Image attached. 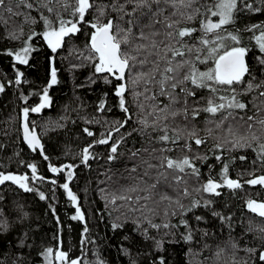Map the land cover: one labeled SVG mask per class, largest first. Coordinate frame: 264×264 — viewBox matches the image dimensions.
Returning a JSON list of instances; mask_svg holds the SVG:
<instances>
[{
    "label": "trees",
    "instance_id": "1",
    "mask_svg": "<svg viewBox=\"0 0 264 264\" xmlns=\"http://www.w3.org/2000/svg\"><path fill=\"white\" fill-rule=\"evenodd\" d=\"M30 2L34 5L31 10L22 5L17 7V0H11L13 11L21 15H11L0 8V85L4 86V91L0 92V173L26 175L29 177L27 183L34 189L25 192L10 181L0 185V223L7 222V229H0V264H46L43 253L47 248H52L53 253L62 250L68 254L69 260H78L80 264H160L161 258L164 264H264L258 260L259 252L264 251V232L261 231L264 229V218L247 207L248 200L264 203V193L259 185L245 183L253 178L250 174L256 177L264 175V163L258 159L253 148H233L226 142L231 137H227L222 129L216 130L212 136H207L205 132L207 120L218 121L226 113L213 117L201 112L190 124L182 115L175 120L171 117L168 121L161 120V124L168 123L170 126L195 125L199 135L206 138L207 142L200 146L193 142L192 152H181L179 145L157 143L156 138L162 135L160 131L148 128L143 135L139 131L141 125L138 117H147L151 122L153 117L147 115L150 106L159 104L162 107L168 104V100L158 97L156 101H146L141 97L140 101L145 105L144 111H141L129 91L125 95L133 119L119 132L114 131L116 122L124 120L126 115L121 111L119 98L115 95V88L120 81L109 77L111 83H106L104 77L108 74L96 73L94 63L87 59L90 54L87 47L88 33L92 30L87 24L79 25L81 31L66 37L63 45L52 52L42 37L46 29L40 19L41 14L55 19L59 12L68 20L74 19L72 9L65 11L53 0L48 6L54 11L48 13L46 8L40 6L47 0ZM95 2L98 5L108 4L111 0ZM245 3L262 10L250 11L245 8ZM25 14L35 19V23L26 22ZM94 16L95 9H92L86 20H92ZM109 16L115 18L117 13L110 11ZM253 26H264V3L262 0H238L235 21L227 26V30L240 37V44L235 46L247 49L245 58L249 73L245 75L244 83L234 85L239 93L238 99L247 105L246 110L237 111L236 116L237 119L243 116L245 121L248 116L256 120L264 119V96L260 95L264 92V64L260 62L264 60V53L255 39L264 31V27ZM250 28L253 30L249 31ZM200 35L196 33L197 37ZM208 39L214 37L210 35ZM225 44L233 46L234 43L226 40ZM24 47L32 49L28 53L27 64H19L14 55H8L9 52H20ZM198 66L204 71L214 64L209 60L207 64ZM53 68L56 70L57 83L48 87ZM17 72L23 73L19 85L15 83ZM249 83L253 85L251 90H247ZM45 88H48L50 104L39 113L30 111L28 123L30 128L35 127L48 160L39 151L34 152L27 146L20 127L23 109L37 106ZM211 95L207 89H198L197 99L204 98L200 100L199 106H206ZM219 95L230 96L232 93L221 91L217 93ZM101 103L104 104L102 111ZM181 106L173 105L174 108ZM229 123L236 125L237 121L229 118L224 128ZM207 127L214 128V125ZM85 129L93 135L89 136ZM110 131L112 136L109 143L98 145L96 141L105 138ZM129 132L132 134L127 135ZM113 142L119 143L117 158L109 161ZM217 143L222 148H216ZM183 144L184 140L181 139L180 145ZM88 146H91V158L85 165L81 152ZM165 146L176 149L165 153L173 158L185 154L207 157L194 161L199 168V177L188 178L189 195L178 197L183 207L168 201L148 202L155 211L142 209L134 212L129 209L136 205L120 200L112 204L110 194L119 185L136 184L138 181L133 178L144 171L141 158L147 159L148 153L141 151L133 157L132 152ZM218 155L221 156L220 160L216 159ZM241 156L245 159H240ZM29 164L37 166V176L43 177V180L32 178ZM49 165L59 168L72 165L71 181L67 178L69 169L54 174L49 170ZM138 165L136 172L129 171ZM224 165L228 166V177L239 181L242 187L230 189L224 185L217 189L219 196L204 192L202 186L209 179L223 183ZM52 180L57 183L53 185ZM117 180L118 184L114 183ZM64 183H68L76 195V204L68 199L61 187ZM165 191L177 197L173 189L166 188ZM40 192L45 194L46 199L39 198ZM193 204L196 206L193 207ZM77 207L84 216L83 220L71 218L76 215ZM146 217L153 224L160 225V228H152ZM113 224L122 227L114 229ZM164 224L169 227H163ZM189 233L192 239L187 241L184 237ZM156 240L163 241L162 249L157 248ZM249 249H255L256 254L250 253ZM52 264L58 263L52 261Z\"/></svg>",
    "mask_w": 264,
    "mask_h": 264
},
{
    "label": "snow or ice",
    "instance_id": "2",
    "mask_svg": "<svg viewBox=\"0 0 264 264\" xmlns=\"http://www.w3.org/2000/svg\"><path fill=\"white\" fill-rule=\"evenodd\" d=\"M65 11L72 9L71 15L74 19L65 20L59 12L56 13L55 19L41 14L40 19L43 20L45 31L42 32L43 40L47 43L52 52H56L65 42V38L75 35L81 31L79 25L87 24L92 30L88 33V50L87 59L94 63L96 73H106L104 77L106 83H111L109 77L114 78L120 83L115 88V95L119 98V107L124 112L125 119L117 121L114 131L119 132L124 128L128 121L133 119L130 107L127 105L126 93L131 92L133 99L137 101V107L144 111L145 105L140 101L143 97L146 101H156L158 97H165L168 104L162 107L159 104H152L151 110L147 115L152 116L150 122L147 117H138V123L141 125L139 131L145 134L148 128L153 131H160L162 135L156 138L157 143L163 145L180 146L181 152H192V143L200 146L206 143V138L199 135L195 125L189 127L191 121H195L201 112L208 113L210 116H216L219 113H226L220 120H207L205 132L207 136L222 129L227 137L226 140L233 148H253L257 152L258 159L264 163V119L256 120L253 116H248L245 121L243 116L237 119L236 112H243L247 105L238 99L239 93L234 85L244 83V77L249 73V67L245 62L247 49L240 46H228L226 40H231L234 45L240 44V37L237 34L228 32L227 26L235 21V13L238 9V0H111L108 4H96L95 0H56ZM53 0H47L41 3V7L46 8L48 13H53L54 9L48 5ZM264 3V0H262ZM24 6L31 10L34 5L30 0H17V7ZM245 8L250 11H261L259 7H253L252 4L245 3ZM0 8L5 9L11 15H21L14 12L11 6V0H0ZM95 9V16L92 20H86V16L90 14V10ZM116 12L117 16L112 18L109 12ZM127 17V20H125ZM202 17V18H201ZM211 18H218L213 20ZM2 19V18H0ZM25 20L35 23V19L25 14ZM264 27V26H253ZM252 31L253 29H248ZM201 33L199 37L196 33ZM227 33L222 35L221 33ZM35 35V33H33ZM214 39H208L209 36ZM13 38H16L13 35ZM31 39V36L29 37ZM259 49L264 53V31L255 37ZM30 47H24L20 52L8 55H14L15 60L19 64L28 63V53L31 52ZM213 61L214 66L207 70H200L198 65L207 64ZM264 64V60L260 61ZM23 75L17 72L15 83H21L20 77ZM57 83L55 68L51 71V82L48 87ZM253 85L248 84L247 90H251ZM142 89V90H139ZM207 89L212 95L207 99L206 106H199V102L203 97L197 99V90ZM4 91V86L0 85V92ZM221 91L231 92L232 95L225 96L217 93ZM264 96V92L260 93ZM191 98V104L189 103ZM220 101V102H217ZM50 104L48 96V88H45L43 95L40 97V103L31 108L23 109V140L32 151H39L45 160L48 156L44 155V146L35 131V127L29 126V112L39 113L42 109ZM181 104L180 108H174L173 105ZM104 109V104H100V110ZM182 115L189 124L181 126H170L168 123L161 124L160 121H168L171 117L175 120L177 116ZM231 118L237 121L236 125L229 123L224 128L225 121ZM251 121L252 123H248ZM243 122V123H241ZM207 125H214L207 127ZM246 125V127H245ZM258 126V127H257ZM171 127V135L169 129ZM241 128L244 130L241 131ZM89 136L93 133L85 129ZM136 131V129H134ZM129 132L127 135H131ZM150 135V134H149ZM110 131L105 138L96 143L108 144L111 139ZM123 135L121 140H123ZM184 140V144L180 145V140ZM255 145V147H253ZM91 147V146H89ZM89 147L83 150V162L91 158ZM119 143L113 142L110 148L109 161L117 158ZM216 148H222L220 143L216 144ZM171 146L161 148H144L132 152V156L136 157L141 151L148 153V158H141V163L145 166L142 175L134 177L138 182L134 185H119L115 192L111 193L110 202L115 204L117 200L124 201L129 205L130 211H141L148 209L153 212L155 209L149 207L148 202L163 203L168 201L174 202L180 207L179 196H188V178L199 177V168L195 164L197 159H206L198 154L189 156L187 154L179 157H171L165 153L175 151ZM159 152L160 155H156ZM217 160L221 156H216ZM240 159H245L241 156ZM152 161H156L153 163ZM32 178L43 180V177L37 176V166L29 164ZM72 165H65L63 168L49 165V170L58 174L69 169L67 178L71 181L73 172ZM137 167L131 168L130 172H136ZM190 170V171H189ZM154 173V174H153ZM228 166L224 165L222 173V182L218 183L209 179L202 188L203 191L216 196L220 195L217 189L226 185L230 189H240L241 183L228 177ZM252 179L245 183L255 186H264V175L256 177L254 174ZM109 180L112 177H108ZM121 179H127L121 177ZM29 177L26 175L4 174L0 173V185L5 182H11L18 185L25 192H31L34 189L29 186L27 181ZM51 183L55 185L56 180ZM118 184V180L114 181ZM143 185V187H141ZM67 193L68 199L76 204L77 197L69 188L68 183L61 185ZM171 188L177 193L174 198L165 191ZM197 191L199 189H196ZM106 191V190H104ZM139 193L138 195H133ZM39 198L46 199L43 192H40ZM158 198V199H157ZM141 201H144L141 204ZM196 205L193 204V207ZM248 209L264 218V203H258L255 200L247 201ZM165 211V215H167ZM174 214V213H173ZM73 220H83L84 216L79 207L76 208V215L71 217ZM147 219V217H146ZM200 219V217H197ZM147 222L152 228L159 229L160 225L153 224L150 219ZM122 227L120 224H113V228ZM163 227H169L164 224ZM0 229H7V222L0 223ZM87 229L85 228V232ZM264 232V229H261ZM145 234L147 230L145 229ZM150 239H155L149 237ZM185 240L192 239L189 233ZM163 241L156 240L158 249H162ZM235 246V245H234ZM253 255L256 254L255 249L248 250ZM48 264H52L53 257L59 264H80L78 260H69L68 254L62 250L53 253L52 248H47L43 253ZM258 260L264 262V251L258 254ZM160 264H164L163 258ZM247 264V262H245Z\"/></svg>",
    "mask_w": 264,
    "mask_h": 264
},
{
    "label": "water",
    "instance_id": "3",
    "mask_svg": "<svg viewBox=\"0 0 264 264\" xmlns=\"http://www.w3.org/2000/svg\"><path fill=\"white\" fill-rule=\"evenodd\" d=\"M245 62L247 63V61H246V58H245ZM23 123H24V119L22 118L21 119V123H20V127H21V133H22V138H23V128H22V125H23ZM98 145H102V144H99L98 143ZM89 147V146H88ZM86 148V147H85ZM84 148V149H85ZM83 149V150H84ZM83 150H82V152H81V159H82V162H83V157H82V153H83ZM90 150H91V147H89V152H90ZM40 153V152H39ZM42 157H43V155H42ZM89 161V160H88ZM88 161H87V163H88ZM84 163V162H83ZM85 164V163H84ZM85 165H87V164H85ZM257 177H259V176H257ZM260 187H261V189L263 190V193H264V186H261V185H259Z\"/></svg>",
    "mask_w": 264,
    "mask_h": 264
},
{
    "label": "rangeland",
    "instance_id": "4",
    "mask_svg": "<svg viewBox=\"0 0 264 264\" xmlns=\"http://www.w3.org/2000/svg\"><path fill=\"white\" fill-rule=\"evenodd\" d=\"M218 19V18H217ZM215 20V19H214ZM233 46H235L234 44H233ZM14 59H15V56H14ZM53 261H55V259H54V257H53ZM56 263H58L59 264V262L58 261H55ZM46 264H48V262L46 261L45 262Z\"/></svg>",
    "mask_w": 264,
    "mask_h": 264
}]
</instances>
